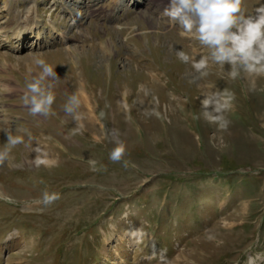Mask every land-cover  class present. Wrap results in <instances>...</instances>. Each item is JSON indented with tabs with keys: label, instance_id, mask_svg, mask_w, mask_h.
Here are the masks:
<instances>
[{
	"label": "rangeland",
	"instance_id": "obj_1",
	"mask_svg": "<svg viewBox=\"0 0 264 264\" xmlns=\"http://www.w3.org/2000/svg\"><path fill=\"white\" fill-rule=\"evenodd\" d=\"M169 3L0 0V149L22 138L0 165V264H159L161 249L169 264H264V76L209 60L200 78L175 51L209 50ZM41 58L60 81L54 114L33 116L22 97ZM224 89L227 130L193 119ZM73 94L83 120L64 111ZM116 133L127 167L109 159Z\"/></svg>",
	"mask_w": 264,
	"mask_h": 264
},
{
	"label": "clouds",
	"instance_id": "obj_2",
	"mask_svg": "<svg viewBox=\"0 0 264 264\" xmlns=\"http://www.w3.org/2000/svg\"><path fill=\"white\" fill-rule=\"evenodd\" d=\"M162 15L174 25H179L183 33L190 34L199 44L209 50V55L199 60L190 57L184 50L175 51L177 58L185 64L191 63L200 78L208 75L209 60L224 67L230 65L229 75L237 79L242 73L255 76H264V4L257 7L252 14L247 13L245 0H170ZM36 64L41 71L26 83V92L22 97L23 103L29 108L33 116H48L55 102L54 82L60 78L55 68L45 59H37ZM200 101L201 113L193 119L201 117L209 124H216L221 130H227L230 121L224 115L232 107L234 93L224 90L208 91ZM80 99L77 95L69 96L64 105V111L80 120L78 112ZM7 142L0 149V165L9 156L12 147L22 143L21 137H13L6 133ZM118 133L113 138L115 146L112 148L109 159L114 163L123 161L127 167L129 162L124 161L126 145L118 139ZM95 165V161L89 160ZM135 167V165H133ZM60 198L59 193H43L42 202L51 204ZM139 230L133 232L137 235ZM157 252L153 245L152 257ZM159 264H169L166 259V250H159Z\"/></svg>",
	"mask_w": 264,
	"mask_h": 264
},
{
	"label": "bare ground",
	"instance_id": "obj_3",
	"mask_svg": "<svg viewBox=\"0 0 264 264\" xmlns=\"http://www.w3.org/2000/svg\"><path fill=\"white\" fill-rule=\"evenodd\" d=\"M257 2V1H256ZM16 22H18V21H16ZM31 23V22H30ZM39 27V22L37 21V22H34L33 24H26V25H24L18 32H17V34H16V38L18 39V40H22V38H23V36L25 35V33H29V32H31V34H34V31H35V29H37ZM3 34V33H2ZM24 34V35H23ZM33 37H34V35H32ZM31 36V37H32ZM10 39H7V40H5V45H9L10 43ZM81 94V93H80ZM87 112H89V111H87ZM95 112V111H94ZM85 114H86V112H84V116H85ZM88 114V113H87ZM86 114V115H87ZM92 115V114H91ZM84 116L82 115V120L84 119ZM89 117L91 118V116H90V114H89Z\"/></svg>",
	"mask_w": 264,
	"mask_h": 264
}]
</instances>
